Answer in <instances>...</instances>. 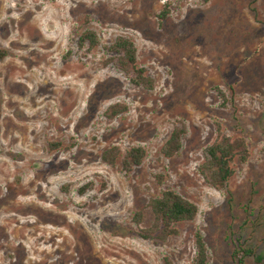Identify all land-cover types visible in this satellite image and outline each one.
<instances>
[{
	"label": "rangeland",
	"instance_id": "rangeland-1",
	"mask_svg": "<svg viewBox=\"0 0 264 264\" xmlns=\"http://www.w3.org/2000/svg\"><path fill=\"white\" fill-rule=\"evenodd\" d=\"M87 29L91 51L78 46ZM116 36L134 42L152 90L104 64ZM115 103L126 111L107 116ZM217 122L249 148L220 190L198 172ZM180 124L181 150L165 158ZM132 146L146 154L124 173ZM166 187L198 213L165 242L143 240L133 215L145 209L149 225ZM196 231L207 264H233L237 240L264 257V0H0V264H191Z\"/></svg>",
	"mask_w": 264,
	"mask_h": 264
},
{
	"label": "trees",
	"instance_id": "trees-1",
	"mask_svg": "<svg viewBox=\"0 0 264 264\" xmlns=\"http://www.w3.org/2000/svg\"><path fill=\"white\" fill-rule=\"evenodd\" d=\"M207 2L208 0H201ZM169 13V5L165 4L158 14L163 20ZM99 45L98 36L93 30H84L78 38V46L86 47L91 51ZM108 55L104 64L113 63L129 83L144 90L154 88V80L146 69L138 64L136 47L134 42L126 36H116L114 40L103 46ZM221 97L224 98L222 92ZM127 107L120 103L110 105L105 114L115 117L125 112ZM185 128L182 124L176 125L170 132L168 138L160 148V153L165 158H173L179 153L182 147V139ZM58 145L51 142L50 146ZM146 151L141 146H132L127 149L120 158L121 170L130 173L138 167ZM120 157V150L116 146L108 147L101 153V159L114 164ZM249 158V148L245 137L242 134H226L220 123L215 126V138L205 147L203 160L198 166L201 178L215 189H223L235 173L236 164L245 163ZM158 182L162 183L163 175L156 174ZM86 186L81 187L83 191ZM146 208L150 211L152 220L149 225L142 226L145 220V209L136 211L133 215L135 233L143 240L165 242L169 238L179 234V225L194 220L198 213L197 205L191 200L183 197L172 188H164L158 196L148 200ZM235 249L231 255L233 264H244L247 258L253 257L257 263L264 264L263 255L257 253L253 248L246 246L244 240H237ZM195 253L191 264H207L208 253L205 240L200 231L194 234ZM163 264H175L171 257L164 256Z\"/></svg>",
	"mask_w": 264,
	"mask_h": 264
},
{
	"label": "bare ground",
	"instance_id": "bare-ground-1",
	"mask_svg": "<svg viewBox=\"0 0 264 264\" xmlns=\"http://www.w3.org/2000/svg\"><path fill=\"white\" fill-rule=\"evenodd\" d=\"M42 52V51H41ZM17 64V63H16ZM25 69V68H24ZM20 75V74H19ZM34 77V76H33Z\"/></svg>",
	"mask_w": 264,
	"mask_h": 264
}]
</instances>
